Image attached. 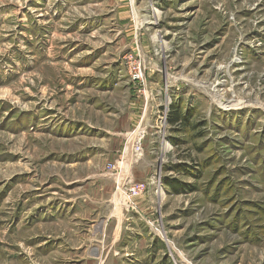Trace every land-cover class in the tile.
Returning <instances> with one entry per match:
<instances>
[{
    "label": "rangeland",
    "instance_id": "rangeland-1",
    "mask_svg": "<svg viewBox=\"0 0 264 264\" xmlns=\"http://www.w3.org/2000/svg\"><path fill=\"white\" fill-rule=\"evenodd\" d=\"M135 209L156 245L131 261ZM0 264H264V0H0Z\"/></svg>",
    "mask_w": 264,
    "mask_h": 264
},
{
    "label": "crops",
    "instance_id": "crops-1",
    "mask_svg": "<svg viewBox=\"0 0 264 264\" xmlns=\"http://www.w3.org/2000/svg\"><path fill=\"white\" fill-rule=\"evenodd\" d=\"M128 138L129 137L127 136L126 140H128ZM127 143H128L127 141H126V143L123 142V145L120 148L121 149L124 148L127 145ZM121 149L114 151L115 154H112L113 157L115 156L114 157L115 159L120 156V154L123 150V149L122 150ZM108 150L110 151V149H108ZM113 157H112V159H108V161L114 160ZM112 194H113V192H112ZM154 194H155L154 191L150 190V192H148L145 196H142L139 199L137 198L138 199L137 204L139 206V209L141 207L142 202L148 200V198L152 197V195H154ZM119 195L121 196L122 193L118 192V196ZM111 197H112V195H111ZM139 209H135L134 211H131L132 213H129V214L123 213V216L121 215L120 217H117V219H118L116 221L117 233L114 234L113 241L111 244L119 245L126 240L125 242L130 243V246L132 245V247L128 252H124V253H123V251H121V252L118 251V249L116 248L113 251L114 256L122 257V258L131 257L130 258L131 261L133 259L139 260V254L140 253L143 254L142 255L143 259H146L148 256H150V254H151L150 251H152L151 248L153 247V244L155 242V234L156 233H153L152 230L154 229V227L152 225H149L148 220L146 223H138L139 217L137 216V214H139V212H140ZM95 212H99L98 209ZM112 216L113 215H109V217H112ZM127 229H129V233L124 232V230H127ZM141 229H144V232H142ZM142 241H146L147 244L144 247L143 251L139 252V251H137V247H138L137 245H138V242H142ZM154 245H156V244H154Z\"/></svg>",
    "mask_w": 264,
    "mask_h": 264
},
{
    "label": "built area",
    "instance_id": "built-area-1",
    "mask_svg": "<svg viewBox=\"0 0 264 264\" xmlns=\"http://www.w3.org/2000/svg\"><path fill=\"white\" fill-rule=\"evenodd\" d=\"M143 76L144 74L141 69L132 74V78L135 81H143ZM164 115V120L167 121L166 119L168 117V111H165ZM146 133L147 130L145 128L140 127L133 131L132 136L128 138V143L122 151V156L115 163H109L108 165V169L109 171H112V174L119 175L123 172L124 169L119 166V164L122 163L124 159L127 160V157L130 154L128 151L129 149H131V157L134 162H138L142 159L144 155V142L146 138ZM156 184L159 185V183L156 182V176L152 177V179H150L148 182L134 181L132 179H128L126 185H124L123 191H121L122 201L126 202L127 206H130L132 204L133 199H137L143 195H146L150 190L154 189L155 193H161L163 191L161 185H159V187H156ZM153 185L154 187H152Z\"/></svg>",
    "mask_w": 264,
    "mask_h": 264
},
{
    "label": "trees",
    "instance_id": "trees-1",
    "mask_svg": "<svg viewBox=\"0 0 264 264\" xmlns=\"http://www.w3.org/2000/svg\"><path fill=\"white\" fill-rule=\"evenodd\" d=\"M169 123L172 125L177 124H187L189 121V117L186 115H183L178 109L174 108L170 110V113L168 115ZM167 185L171 187V189L174 191L179 192L180 190H184V188L180 187L179 184L175 183L174 181H171L167 179Z\"/></svg>",
    "mask_w": 264,
    "mask_h": 264
},
{
    "label": "bare ground",
    "instance_id": "bare-ground-1",
    "mask_svg": "<svg viewBox=\"0 0 264 264\" xmlns=\"http://www.w3.org/2000/svg\"><path fill=\"white\" fill-rule=\"evenodd\" d=\"M216 91V90H215ZM214 91V92H215ZM221 94V93H220ZM222 96V95H221ZM217 99H218V103L219 105L225 107L226 109H230V108H235L236 106H240L243 102H241L240 100L237 101V100H231V102H226L224 101L222 98H225V97H218V96H215Z\"/></svg>",
    "mask_w": 264,
    "mask_h": 264
}]
</instances>
